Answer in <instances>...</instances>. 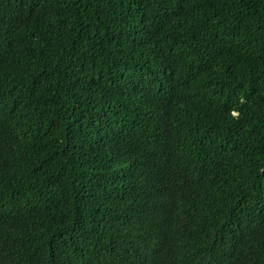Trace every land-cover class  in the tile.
<instances>
[{
    "label": "trees",
    "instance_id": "obj_1",
    "mask_svg": "<svg viewBox=\"0 0 264 264\" xmlns=\"http://www.w3.org/2000/svg\"><path fill=\"white\" fill-rule=\"evenodd\" d=\"M0 264H264V0H0Z\"/></svg>",
    "mask_w": 264,
    "mask_h": 264
}]
</instances>
